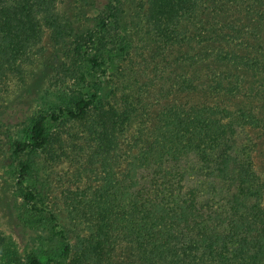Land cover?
<instances>
[{"label": "trees", "instance_id": "obj_1", "mask_svg": "<svg viewBox=\"0 0 264 264\" xmlns=\"http://www.w3.org/2000/svg\"><path fill=\"white\" fill-rule=\"evenodd\" d=\"M121 3L0 0V102L12 90L32 91L39 70L61 75L50 103L33 99L40 105L26 139L10 140L17 220L47 234L21 251L0 228V264H127L131 253L135 264H264V95L241 87L264 77V46L249 41L259 29L227 23L206 29L196 17L210 14L212 0H149L148 28L183 49L177 58L183 66L200 70L187 68L186 94L136 124L131 102L117 103L109 88L110 70L130 47ZM241 5L251 23L264 26V0ZM183 19L193 29L182 28ZM62 75L74 78L70 91L59 92ZM74 122H88L100 136L97 154L110 168L97 188L71 199L72 237L40 196L33 157L49 146V125Z\"/></svg>", "mask_w": 264, "mask_h": 264}, {"label": "rangeland", "instance_id": "obj_2", "mask_svg": "<svg viewBox=\"0 0 264 264\" xmlns=\"http://www.w3.org/2000/svg\"><path fill=\"white\" fill-rule=\"evenodd\" d=\"M104 2V0H93ZM212 0L210 4V14L200 15L198 12L196 19L203 20L206 29L217 30L221 24L227 23L231 26L242 27L244 30L252 29V26L259 29L258 37L250 38L249 41L256 45L264 46V26L255 25L245 17L247 7L241 5L244 0ZM149 0H122L120 9L121 29L126 40L130 43L129 52L123 61L117 63L110 70V93L116 102L121 104L131 102L137 111L136 124L148 118V115L158 112L162 105L173 96H184L187 91H183V80L187 72L197 73L200 65L195 67H185L179 62L181 50L179 45L170 43L158 36H154L151 28H148L145 20V11L148 8ZM70 3V0H68ZM224 4H227L223 10ZM63 4H61L62 6ZM208 9V8H207ZM202 11V9L200 8ZM226 10V11H225ZM264 14V5L259 8ZM205 11V10H204ZM225 11V16L223 15ZM213 13H216L215 16ZM221 13V14H220ZM210 23V26L208 25ZM247 22V23H246ZM249 22V23H248ZM243 23V24H242ZM246 23V25H245ZM182 28L189 26L193 29L195 23H188L183 19L180 24ZM196 42L192 40L195 46ZM264 58V53L260 55ZM220 72L227 70L223 64L212 63ZM188 68L187 72L185 70ZM33 81L34 89L31 91L12 90L5 93V99L0 102V228L5 230L19 244L21 251L36 247L35 240L40 234H47L45 231H34L22 226L17 220L19 200L15 190V179L11 168L10 140L20 138L26 139L25 133L28 128L29 119L39 102H34L35 96H42L45 102L53 100V93L56 87L53 82L61 75L56 72L39 70ZM238 71L235 70V73ZM42 73V74H41ZM185 73V74H184ZM48 75V79H46ZM64 81H58L60 91H70L74 85V78L65 76ZM194 80L193 77H191ZM201 76H197V79ZM195 78V85L200 84ZM52 80V81H50ZM241 87L250 88V93H260L264 95V77L254 79L249 77L247 84L242 83ZM108 88V90H109ZM236 95L240 99L245 90ZM194 98L198 94L193 95ZM111 98L109 103H114ZM28 102L22 103L20 100ZM244 104H251L259 107L260 101L256 99L241 98ZM42 100V99H40ZM32 101V102H31ZM89 123L91 122L88 121ZM88 122H74L65 126L49 125L51 140L49 146L34 155L35 176L37 178L38 191L41 198L51 206L58 214L61 224L66 230L73 228V213L69 211L71 199L78 191L84 193L99 186L110 168L101 162L100 155L97 154L99 141L97 135H92L89 131ZM74 229V228H73ZM77 232V231H76ZM74 237L75 233L69 232ZM47 244V243H46ZM53 243H48L44 251ZM134 257L131 255L126 258L127 264H135Z\"/></svg>", "mask_w": 264, "mask_h": 264}]
</instances>
